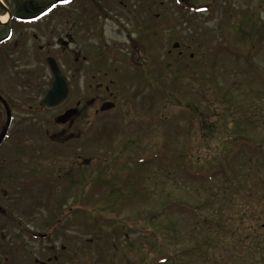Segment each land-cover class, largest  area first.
Masks as SVG:
<instances>
[{
  "label": "rangeland",
  "instance_id": "374dc122",
  "mask_svg": "<svg viewBox=\"0 0 264 264\" xmlns=\"http://www.w3.org/2000/svg\"><path fill=\"white\" fill-rule=\"evenodd\" d=\"M91 1L0 44V264H264V149L236 140L264 148V0ZM49 56L72 87L52 111Z\"/></svg>",
  "mask_w": 264,
  "mask_h": 264
},
{
  "label": "trees",
  "instance_id": "16d2710c",
  "mask_svg": "<svg viewBox=\"0 0 264 264\" xmlns=\"http://www.w3.org/2000/svg\"><path fill=\"white\" fill-rule=\"evenodd\" d=\"M4 4L6 5V7H4L1 3H0V14H6L7 12L10 13V22L7 24H1L0 23V42H6L8 40H10L13 36V22L15 23H27V22H33L36 21L44 16H46L47 14H49L55 7H57L60 3L62 2H67L70 0H3ZM224 101H228L230 104H232V98L230 97V95L227 96H223ZM238 121L241 120L242 122H244L243 120H245V122H250L252 119L243 114L240 115L239 117L236 116L235 117ZM244 136H240L239 138H236V140L240 143V140H243V143L247 145L248 149H261L263 151V145H260L258 142L253 141L252 139L250 140L249 138H243ZM246 137V136H245ZM260 150V151H261ZM264 152V151H263ZM262 152V153H263ZM183 154L181 156V162L177 164L176 168H182L184 167L183 165ZM193 159L190 158L188 161H186L185 163V167L188 169V165L193 166ZM174 161L171 162H166L167 165L169 166L171 163H173ZM140 163L143 164H148L149 160L146 159L145 161H141ZM155 163V162H153ZM186 170V169H185ZM136 171V170H135ZM188 171V170H186ZM184 171V174L187 176L188 172ZM181 172L183 173V171L181 170ZM135 173V172H132ZM139 173L137 172V175ZM135 174H128L127 176H131V180L136 181V179L134 178ZM190 177L193 180H197V177L193 174H191L189 172ZM143 176V175H142ZM188 180V177H186ZM129 183V181H128ZM135 184H137L142 190H146L145 189V178H140L138 181L134 182ZM171 206V205H170ZM175 207L176 209H183L184 205L183 204H179V203H175ZM192 210V213L195 212L194 207L188 208ZM140 225L145 226V224L142 222L140 223ZM167 263V260L163 261ZM173 264H177L176 261L172 262Z\"/></svg>",
  "mask_w": 264,
  "mask_h": 264
},
{
  "label": "flooded vegetation",
  "instance_id": "af4514ba",
  "mask_svg": "<svg viewBox=\"0 0 264 264\" xmlns=\"http://www.w3.org/2000/svg\"><path fill=\"white\" fill-rule=\"evenodd\" d=\"M146 1V0H145ZM71 1H69V3H70ZM92 3L90 4V7L88 8L89 9V12L90 11H92L93 13H95L94 11H95V9L97 10V13L100 15V17H103L105 14L101 11H99V9H103L102 8V6L99 4V2H95V1H91ZM0 3L4 6V7H6V5L4 4V1L3 0H0ZM65 3V2H64ZM124 3V2H123ZM163 3V2H162ZM179 3H181V4H184V3H186V0H179ZM143 4H146V2L145 3H143ZM124 5L126 6V7H129V3H124ZM92 7H94V11L92 10ZM8 13V12H7ZM70 12L69 11H66L65 13H64V17H65V19L67 18V16H68V18H73V19H76V22H81L82 24H85V22L83 21V17H84V15H83V17L82 16H80V14L79 15H74V14H69ZM104 14V15H103ZM4 15V14H3ZM3 15H1L0 14V16H3ZM1 20V19H0ZM10 22V15H9V17H8V20H7V22L6 23H3V22H1L0 21V23L1 24H7V23H9ZM17 24H21V23H17ZM13 25H15V23L13 22ZM13 28H14V26H13ZM6 42H8V41H6ZM6 42H0V44H3V43H6ZM177 44H178V46L177 47H179V43L178 42H176ZM175 45V44H174ZM176 47V48H177ZM59 48H66V49H68V50H66L65 52H71V45H70V41H64V44L61 46H59ZM63 49V50H64ZM99 55L98 56H103V58H105V56L104 55H102V52H100V53H98ZM98 56H93V57H91V59H92V64L94 65V66H96V68L99 66V63L97 62V59H95V58H98V60H99V62H103V61H100V59L102 58V57H98ZM84 57L85 58H87L85 55H84ZM49 58H54V57H51V56H49L48 58H47V62H48V64H49V67H50V63H49ZM55 59V58H54ZM77 60V59H76ZM87 60V59H86ZM104 60V59H103ZM126 60V59H125ZM55 61L57 62V60L55 59ZM84 61V60H83ZM82 61V62H83ZM95 61L97 62L96 64H95ZM127 61V60H126ZM104 64V63H103ZM57 65H58V62H57ZM82 66H85L86 68H87V65H85V62H84V65H83V63H82ZM104 66H109V65H107L106 63L104 64ZM104 66L103 67H101L102 69L104 68ZM58 67H59V65H58ZM95 68V67H94ZM99 68V67H98ZM50 69H51V67H50ZM60 70V69H59ZM51 72H52V70H51ZM61 72V71H60ZM62 73V72H61ZM63 74V73H62ZM52 75H53V72H52ZM64 75V74H63ZM64 77L67 79V81H68V83H69V86H70V88H72L71 87V84H70V80L64 75ZM53 79H54V75H53ZM53 79H52V82H53ZM52 84V83H51ZM51 86V85H50ZM49 86V87H50ZM49 89V88H48ZM47 92V91H46ZM46 94V93H45ZM45 94H44V96H45ZM0 117H2V115H5L6 116V119H5V121L3 122V123H1V125H0V134L2 133V131H3V129H4V127L6 126V123H7V118H8V116H7V108H9L10 109V111H11V123H10V126H9V130H8V132H7V135H9V132H10V129H11V126H12V123H13V110H12V107H11V105H10V101L5 97V96H3V95H1L0 94ZM44 98V97H43ZM43 100V99H42ZM4 102H6L7 103V106L8 107H6V105L4 104ZM67 103V102H66ZM65 103V104H66ZM105 103H112L113 104V106H111L109 109H107V110H102V106L105 104ZM64 104V105H65ZM41 105H42V107L45 109V110H49V111H52V110H56V109H59V108H55V109H48V108H46L43 104H42V101H41ZM115 107V103L113 102V101H110V100H107V101H104L103 103H102V105L100 106V109H99V111L98 112H106V111H109V110H111V109H113ZM86 159H89V160H91L90 158H85L84 159V163H85V160ZM90 162V161H89ZM85 164H87V163H85ZM0 213H3V211L1 212V206H0Z\"/></svg>",
  "mask_w": 264,
  "mask_h": 264
},
{
  "label": "water",
  "instance_id": "95a60500",
  "mask_svg": "<svg viewBox=\"0 0 264 264\" xmlns=\"http://www.w3.org/2000/svg\"><path fill=\"white\" fill-rule=\"evenodd\" d=\"M177 46L178 44L175 43L174 47ZM49 63L54 75V79L42 100V104L48 109H55L61 107L69 100L71 96V88L69 86L67 79L60 72L55 59L49 58ZM4 104L6 105V107H8L6 102H4ZM111 106H113L112 103H105L102 106V110H107ZM7 116L8 118H7L6 126L4 127L2 133L0 134V144L4 141L11 123V111L9 108H7ZM89 161H90L89 159H86L85 163H89Z\"/></svg>",
  "mask_w": 264,
  "mask_h": 264
},
{
  "label": "bare ground",
  "instance_id": "6f19581e",
  "mask_svg": "<svg viewBox=\"0 0 264 264\" xmlns=\"http://www.w3.org/2000/svg\"><path fill=\"white\" fill-rule=\"evenodd\" d=\"M1 22L6 23L8 20V15L0 16Z\"/></svg>",
  "mask_w": 264,
  "mask_h": 264
}]
</instances>
